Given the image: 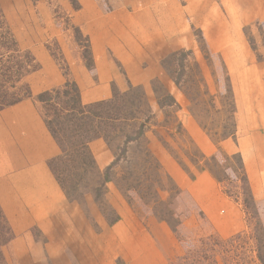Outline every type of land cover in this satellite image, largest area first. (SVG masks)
I'll return each mask as SVG.
<instances>
[{
  "label": "rangeland",
  "instance_id": "1",
  "mask_svg": "<svg viewBox=\"0 0 264 264\" xmlns=\"http://www.w3.org/2000/svg\"><path fill=\"white\" fill-rule=\"evenodd\" d=\"M33 1H47L51 28L74 35L64 36L66 48L82 53L92 72L89 39L70 20L80 0ZM121 1L104 0L103 11ZM153 1L173 12L163 31L171 22L174 35L155 40L159 65H141L151 69L145 83L127 80L125 89L113 83L110 97L131 86L142 88L136 97L142 96L143 135L126 144L123 135L110 142L102 138L112 154L105 165L96 161L111 178L102 195L91 190L96 172L84 170L75 198L57 180L69 215L27 232L32 243L26 245V263L18 257L10 261L0 247V264H264V0H174V9L165 0ZM134 2L125 0L129 8ZM26 11V0L17 1L13 18L0 4V20L13 36L8 42L3 38L4 47L9 48L6 57L15 56L9 65H26L21 83L42 111L36 100L40 92L29 82L42 65L18 42L14 25L25 23ZM46 45L66 79L54 88L76 84L57 38ZM252 112L258 114L255 125ZM184 115L204 131L211 152L188 133ZM204 173L209 180L198 179Z\"/></svg>",
  "mask_w": 264,
  "mask_h": 264
},
{
  "label": "crops",
  "instance_id": "2",
  "mask_svg": "<svg viewBox=\"0 0 264 264\" xmlns=\"http://www.w3.org/2000/svg\"><path fill=\"white\" fill-rule=\"evenodd\" d=\"M17 1L0 0L1 6L12 18ZM33 2L26 0L28 11L25 23L13 19L18 42L31 50L42 65L41 70L30 76L32 88L41 93L66 81L56 66L60 64L53 59L46 45L49 39L56 37L64 51L65 65H70L69 76L78 85L85 104L109 99L113 83L120 89L126 88L127 80L137 85L145 83L151 76V69L142 70L141 65H159L161 50H158L156 41L174 35L171 22L168 32L163 31L164 19L174 14L163 8L161 1L139 3L135 0L136 3L129 8L124 0L117 4L116 9L104 12L98 0H80V7L72 12L70 20L82 36L89 39L92 73L86 68L82 53L66 48L64 36L71 39L73 34L65 33L62 27L58 30L51 28L53 24L50 25V21L53 23V20L49 16L47 1L46 4L43 1ZM165 2L171 9L176 6L174 0ZM63 4L67 10L68 5ZM153 4L157 7L150 8ZM154 15L155 21L151 18ZM135 69L139 71L134 73ZM170 90L174 92L173 85H170ZM179 101L186 108L182 97ZM251 115L253 124H257L258 114L252 112ZM261 122L264 124L262 117ZM184 125L200 147L211 152L212 145L192 116L184 115ZM89 147L99 165H105L111 159L110 149L102 138L92 140ZM263 152L264 149L260 154ZM59 154L60 148L42 111L31 98L0 110V207L14 233L12 241L1 248L10 261L18 257L26 263V245L32 243L28 231L46 222L58 224L63 222L64 213L69 215L63 210V191L49 165L50 160ZM200 177L209 180L206 173L200 174L198 179Z\"/></svg>",
  "mask_w": 264,
  "mask_h": 264
},
{
  "label": "trees",
  "instance_id": "3",
  "mask_svg": "<svg viewBox=\"0 0 264 264\" xmlns=\"http://www.w3.org/2000/svg\"><path fill=\"white\" fill-rule=\"evenodd\" d=\"M98 2L107 11L104 9V0ZM9 37L13 38L8 26L0 20V110L31 96L28 86L21 83L26 73V65L8 64L10 59L15 58L13 54L6 57L9 48L4 47L7 44L4 39L8 42ZM13 50L19 53L17 48ZM141 89L139 86H131L126 92H115L110 99L85 104L76 84L69 81L61 87L48 89L36 96L45 122L61 147V153L51 159L49 165L68 197L75 198L79 188L76 180L83 177L84 170L99 175L91 187L97 197L102 195L105 183L111 180L110 177L107 178L106 172L103 175L97 167L89 147L92 140L104 138L110 142L111 139L123 135L126 144L131 141L138 142L143 135L145 124L141 122L139 114L142 96L136 97V92ZM144 99L148 103L146 96ZM118 160L119 157L115 163ZM118 219L117 216L112 223ZM12 238L13 232L0 207V247Z\"/></svg>",
  "mask_w": 264,
  "mask_h": 264
}]
</instances>
